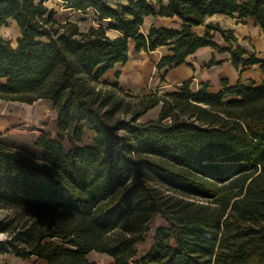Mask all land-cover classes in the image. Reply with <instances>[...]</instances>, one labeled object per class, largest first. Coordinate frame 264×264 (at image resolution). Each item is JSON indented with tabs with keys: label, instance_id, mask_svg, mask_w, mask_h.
<instances>
[{
	"label": "trees",
	"instance_id": "obj_1",
	"mask_svg": "<svg viewBox=\"0 0 264 264\" xmlns=\"http://www.w3.org/2000/svg\"><path fill=\"white\" fill-rule=\"evenodd\" d=\"M61 1L94 10L98 26L60 21L43 0H0V24L12 18L20 29L16 46L0 37V99H48L66 143L40 133L33 156L0 140V258L97 264L87 257L96 251L109 264H264V80L224 78L217 91L184 81L137 95L103 78L126 62L130 39L135 50L168 47L158 71L202 46L228 52L240 73L264 71V59L234 46L232 29L193 30L206 16L237 13L264 35V0ZM146 15L177 16L180 28L153 24L144 34ZM158 104L155 118L139 120ZM156 216L164 224L138 252Z\"/></svg>",
	"mask_w": 264,
	"mask_h": 264
},
{
	"label": "crops",
	"instance_id": "obj_2",
	"mask_svg": "<svg viewBox=\"0 0 264 264\" xmlns=\"http://www.w3.org/2000/svg\"><path fill=\"white\" fill-rule=\"evenodd\" d=\"M121 1H123L121 4L128 2L127 0ZM43 3L48 9L50 5H61L63 10L69 14L73 13V15H77L80 18H86L83 22L85 24L86 22L88 23L84 26L80 22L74 21L78 23L81 30H85L90 26H98L94 10L92 9L85 11L75 10L65 7L61 0H43ZM108 3L112 6L116 5L110 1ZM180 23L181 21L177 16L154 17L146 15L140 26V32L146 34L153 24L159 27L180 28ZM209 23H218L222 28L232 29V33L237 39L234 46L240 45L248 53H253L258 59H264V35L260 27L255 25L252 19L240 18L237 13L231 15L215 13L206 16L203 24L194 26V32L203 35L206 31V25ZM0 25H8L11 29L16 27L14 42L10 40L9 31L5 27L0 28V37L10 40L11 44L16 46V39L20 36V29L16 21L12 18H7L5 24ZM106 34L110 37H116L122 33L116 29L109 28L106 30ZM210 35L219 47L228 45L218 31H211ZM168 53L167 46H160L152 51L135 50L134 42L130 39L128 41V59L126 62L115 64L112 69L103 75V78L109 81L112 79L113 81L111 82H117L120 87L137 95L148 93L151 89H163L164 85L168 86V84L178 86L184 81H190V87L193 90H197L201 82H208L209 89L217 91L220 89V82L224 78L228 79L230 84L237 82L239 79L242 81L252 80L256 84H260L264 80V71L259 64L248 65L240 73L232 64L228 52H220L212 46H202L190 54L184 63L167 69L165 72L163 70L158 71L156 62L161 56ZM213 58L218 63L210 64ZM116 72H119L118 77L115 76ZM162 75L163 79H161ZM8 255H11V257L7 259ZM1 262H6L7 264H49L43 259H35L33 257L23 259L9 253L1 256Z\"/></svg>",
	"mask_w": 264,
	"mask_h": 264
},
{
	"label": "rangeland",
	"instance_id": "obj_3",
	"mask_svg": "<svg viewBox=\"0 0 264 264\" xmlns=\"http://www.w3.org/2000/svg\"><path fill=\"white\" fill-rule=\"evenodd\" d=\"M115 4H121V0H107ZM55 14V17L60 20H71L80 22L82 26L87 25L83 22L86 18H80L73 13L69 14L63 10L61 5L49 6ZM49 8V9H50ZM107 26V24H106ZM5 27L10 33V40L14 42L15 28L10 26L0 25ZM14 44V43H13ZM109 81V80H108ZM113 81L112 79L110 82ZM181 85V84H180ZM180 85L168 84L160 89V93L177 89ZM154 89H151L152 91ZM149 91V92H150ZM160 105L150 108L140 118V121L155 118L159 112ZM48 132L51 136L59 138L65 145V139L58 134L56 130V115L53 106L48 99H37L32 103H26L14 100L0 99V140L6 145L23 149L26 153L33 156H40L41 148L35 146V140L40 133ZM1 215V211H0ZM164 222L159 216H156L152 222V229L147 234L144 241L137 243L138 252L144 251L154 242V230L163 226ZM11 255L7 256V259ZM87 257L94 260L97 264H109L112 258L101 252L92 251ZM6 261V259H4Z\"/></svg>",
	"mask_w": 264,
	"mask_h": 264
}]
</instances>
